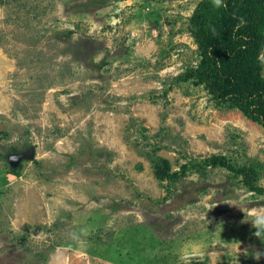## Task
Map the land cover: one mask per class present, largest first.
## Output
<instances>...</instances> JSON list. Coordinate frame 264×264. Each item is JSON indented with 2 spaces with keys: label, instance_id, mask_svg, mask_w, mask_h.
Wrapping results in <instances>:
<instances>
[{
  "label": "rangeland",
  "instance_id": "1",
  "mask_svg": "<svg viewBox=\"0 0 264 264\" xmlns=\"http://www.w3.org/2000/svg\"><path fill=\"white\" fill-rule=\"evenodd\" d=\"M199 1L0 0V264H264V193L206 162L264 187V124L179 78Z\"/></svg>",
  "mask_w": 264,
  "mask_h": 264
},
{
  "label": "trees",
  "instance_id": "2",
  "mask_svg": "<svg viewBox=\"0 0 264 264\" xmlns=\"http://www.w3.org/2000/svg\"><path fill=\"white\" fill-rule=\"evenodd\" d=\"M239 17L245 23L236 29ZM209 24L215 25V34ZM190 30L200 61L179 78L198 77L216 104L238 107L264 124V0H226V6L219 9L213 7L211 0H200L190 16ZM206 162L243 173L249 189L264 193L251 167L237 168L222 154L213 155Z\"/></svg>",
  "mask_w": 264,
  "mask_h": 264
},
{
  "label": "clouds",
  "instance_id": "3",
  "mask_svg": "<svg viewBox=\"0 0 264 264\" xmlns=\"http://www.w3.org/2000/svg\"><path fill=\"white\" fill-rule=\"evenodd\" d=\"M211 3L214 8H223L226 6V0H211ZM245 23V20L243 17L238 18V22L235 24V28L239 29L243 24ZM209 28L212 31L213 34L216 33V27L215 25L209 24ZM253 224L257 227L258 231L256 232L257 236H261L264 238V212L257 213L253 219ZM260 253H256V258L259 259Z\"/></svg>",
  "mask_w": 264,
  "mask_h": 264
},
{
  "label": "water",
  "instance_id": "4",
  "mask_svg": "<svg viewBox=\"0 0 264 264\" xmlns=\"http://www.w3.org/2000/svg\"><path fill=\"white\" fill-rule=\"evenodd\" d=\"M22 155H24L23 153L22 154H18L17 156L18 157H20V156H22ZM34 155V148H32V149H29V151H26V154H25V157L27 156V157H31V156H33Z\"/></svg>",
  "mask_w": 264,
  "mask_h": 264
}]
</instances>
